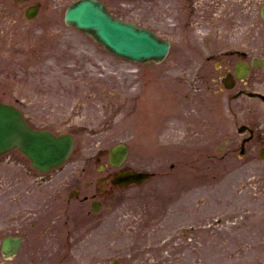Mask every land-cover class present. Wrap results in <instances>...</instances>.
<instances>
[{
	"label": "rangeland",
	"instance_id": "374dc122",
	"mask_svg": "<svg viewBox=\"0 0 264 264\" xmlns=\"http://www.w3.org/2000/svg\"><path fill=\"white\" fill-rule=\"evenodd\" d=\"M74 1L0 0V100L33 126L76 140L70 162L51 177L42 180L30 164L27 171L13 167L26 174L23 182L0 177L1 239L26 216L15 263L264 264V103L233 99L240 89L264 94V72L254 70L246 84L227 91L212 84L227 69L208 61L237 50L247 60L264 57V0H219V14H233V25L231 17L217 18L211 36L202 27L171 32L167 0H103L116 17L172 39L169 57L150 66L119 59L66 26ZM34 3L40 12L28 20ZM242 124L255 131L243 157ZM120 142L130 146L123 167L156 175L106 195L89 220L90 203L64 200L73 175L86 164L88 177L101 175L97 168Z\"/></svg>",
	"mask_w": 264,
	"mask_h": 264
},
{
	"label": "water",
	"instance_id": "95a60500",
	"mask_svg": "<svg viewBox=\"0 0 264 264\" xmlns=\"http://www.w3.org/2000/svg\"><path fill=\"white\" fill-rule=\"evenodd\" d=\"M34 12L28 13V16L32 17ZM66 21L81 31L92 34L113 54L128 60L161 62L169 50V43L156 37L152 31L113 18L105 9L104 3L98 0H79L74 3L67 11ZM14 144L28 155L35 167L40 171H47L68 157L73 139L70 136L56 139L50 132L31 130L17 110L0 104V153ZM126 155L127 148L116 146L111 152V161L119 164ZM148 176L130 174L131 180L137 182Z\"/></svg>",
	"mask_w": 264,
	"mask_h": 264
},
{
	"label": "flooded vegetation",
	"instance_id": "af4514ba",
	"mask_svg": "<svg viewBox=\"0 0 264 264\" xmlns=\"http://www.w3.org/2000/svg\"><path fill=\"white\" fill-rule=\"evenodd\" d=\"M172 0H169V3H171ZM216 4L217 0H186L185 6L188 7L193 12V16L198 18L199 20H202L203 23L209 24L211 20L213 21L214 15H216ZM178 12V10L176 9ZM111 177L110 174L106 175L103 179V182H107V180ZM102 182V183H103ZM101 183V185H103ZM100 189L96 187V190L94 193L91 194L93 198L100 195ZM99 204L102 205V202L99 201ZM0 264H7L4 261V257L0 256Z\"/></svg>",
	"mask_w": 264,
	"mask_h": 264
}]
</instances>
